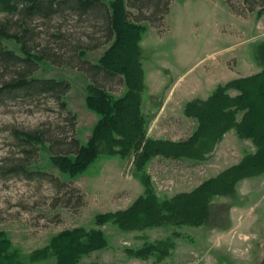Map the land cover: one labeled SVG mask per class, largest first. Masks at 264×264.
<instances>
[{"label": "rangeland", "instance_id": "obj_1", "mask_svg": "<svg viewBox=\"0 0 264 264\" xmlns=\"http://www.w3.org/2000/svg\"><path fill=\"white\" fill-rule=\"evenodd\" d=\"M126 1L130 17H139L137 8ZM2 7L0 4V26L6 24L9 33H14L11 22L17 18L16 13ZM141 22L146 25L139 42L145 73V110L152 115L147 136L186 139L196 129L197 121L184 115V104L194 98H207L217 84L257 66L253 45L264 41V0L248 4L243 0H171L163 19L156 16L154 22ZM37 25L39 47L46 41L53 44L59 29L71 34L78 45L74 55L78 60L95 63L108 46L106 39L92 43L103 35L72 17L66 21L53 18L49 24L39 21ZM93 44L98 45L91 47ZM2 45L25 56L15 39H4ZM73 61L71 65L40 62L32 76L70 82L65 101L76 120L74 131L67 127L65 135L84 144L98 115L85 103L90 79ZM242 66L244 69L237 71ZM7 77L9 73L0 63V85ZM105 88L114 96L124 91L122 80L111 81ZM228 93L237 92L230 89ZM162 103L164 109H159ZM62 116L50 95L28 98L13 92L0 96V232L23 264H55L52 254L38 261H31L30 255L62 231L96 227L97 214L125 209L144 191L140 175L128 158L101 155L76 176L61 172L52 163L54 150L49 142L36 145V152L27 159L23 150L30 147L13 132H31L49 124L62 128L67 126ZM240 117L238 114L237 119ZM254 151L249 139L239 138L231 129L208 159L155 155L145 166V174L156 196L164 200L192 191ZM19 160L26 171H8ZM208 219L201 226L162 225L140 231H123L106 222L97 228L102 230L107 245L83 254L77 264H258L264 253V174L242 179L234 195L214 197ZM173 231L180 236L175 238L170 256L162 261L137 258L127 252Z\"/></svg>", "mask_w": 264, "mask_h": 264}, {"label": "trees", "instance_id": "obj_2", "mask_svg": "<svg viewBox=\"0 0 264 264\" xmlns=\"http://www.w3.org/2000/svg\"><path fill=\"white\" fill-rule=\"evenodd\" d=\"M243 1L248 4L254 0ZM128 2L137 8L140 18L130 17L126 0H0L2 8L15 12L17 17L11 22L15 27L14 33H9L6 24L0 26V63L9 73V77L1 82L0 96L13 92H20L28 98L50 95L67 125L61 128L49 124L31 132L14 131V135L30 147L23 150L27 159L36 152V145L49 142L54 150L51 153L52 163L61 172L76 176L101 155L128 158L132 160L144 187L143 193L127 208L97 214L94 217L96 227H77L55 235L46 246L31 253V261L45 259L52 254L55 264H77L83 254L107 245L102 230L97 227L109 221L123 231H140L162 225L201 226L207 220L214 197L234 195L242 179L264 174V41L253 45L260 71L217 84L207 98H194L184 104V115L197 121L192 134L178 141L150 138L147 128L152 115L145 110V73L139 45L146 25L141 21L154 22L156 16L163 19L171 0ZM249 9L252 10L253 6ZM70 17L85 21L103 35L100 39L91 40L92 43L101 39L108 41L97 62L78 60L74 56L78 45L70 38L71 34L59 29L53 36V44L46 41L44 46L39 47L35 37L39 34L36 29L39 21L49 24L53 18L66 21ZM4 39L19 42L25 56L4 48ZM35 47L37 51L31 52ZM73 60L90 79L86 85L85 103L98 115L84 144H80L74 136L69 138L65 135L67 127L74 131L76 120V115L67 108L65 101L70 82L63 78L32 76L40 62L71 65ZM114 80H122L124 86L119 96H114L105 88ZM230 89L237 93L230 95ZM238 114H241L240 119H237ZM231 129L239 138L249 139L255 151L245 154L238 163L204 180L190 192H179L164 200L156 196L150 178L145 174V166L152 157L206 160L223 135ZM19 169L26 171L21 160L8 171ZM179 236L173 231L163 239L146 242L127 252L137 258L154 257L156 261H162L170 256L175 238ZM0 264H23L17 253L10 250V242L2 232Z\"/></svg>", "mask_w": 264, "mask_h": 264}, {"label": "crops", "instance_id": "obj_3", "mask_svg": "<svg viewBox=\"0 0 264 264\" xmlns=\"http://www.w3.org/2000/svg\"><path fill=\"white\" fill-rule=\"evenodd\" d=\"M260 22H262V21H260ZM263 25H264V23H263ZM246 43V42H245ZM244 44V43H243ZM256 62V64H257V66L256 67H254L253 68V70H251V71H248V72H244V71H242L241 72V69L243 68L244 69V67L245 66H242L241 68H239L237 71H240L241 72V74H239V76H233V78H231V79H234V78H237V77H244V76H249V75H251V74H254V73H256V72H258V71H260V65H259V63L257 62V61H255ZM229 78V77H228ZM228 80H230V79H227L226 81H222V83H225V82H227ZM222 83H219V84H222ZM146 95V94H145ZM159 109H164V104L162 103V104H160L159 105V107H158ZM148 134V133H147ZM225 135V134H224ZM223 135V136H224Z\"/></svg>", "mask_w": 264, "mask_h": 264}, {"label": "flooded vegetation", "instance_id": "obj_4", "mask_svg": "<svg viewBox=\"0 0 264 264\" xmlns=\"http://www.w3.org/2000/svg\"><path fill=\"white\" fill-rule=\"evenodd\" d=\"M211 206V205H210ZM210 208V207H209ZM208 212H209V210H208ZM207 220H209L208 219V214H207ZM207 220H206V222H207ZM205 222V223H206ZM260 260H258V264H264V253L260 256V258H259Z\"/></svg>", "mask_w": 264, "mask_h": 264}]
</instances>
